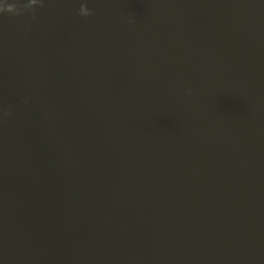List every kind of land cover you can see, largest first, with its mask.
<instances>
[{"label":"water","instance_id":"95a60500","mask_svg":"<svg viewBox=\"0 0 264 264\" xmlns=\"http://www.w3.org/2000/svg\"><path fill=\"white\" fill-rule=\"evenodd\" d=\"M42 3L0 15V264H264V0Z\"/></svg>","mask_w":264,"mask_h":264},{"label":"clouds","instance_id":"9594fccd","mask_svg":"<svg viewBox=\"0 0 264 264\" xmlns=\"http://www.w3.org/2000/svg\"><path fill=\"white\" fill-rule=\"evenodd\" d=\"M37 6H43L42 0H0V15L9 14L18 17L26 12H31L34 15ZM79 14L88 17L93 13L86 4H82Z\"/></svg>","mask_w":264,"mask_h":264}]
</instances>
